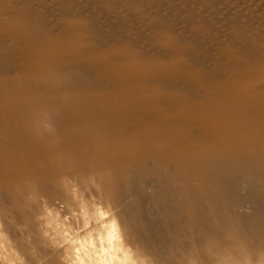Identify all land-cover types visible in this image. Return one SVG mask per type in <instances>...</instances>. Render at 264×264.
Instances as JSON below:
<instances>
[{"label":"rangeland","instance_id":"1","mask_svg":"<svg viewBox=\"0 0 264 264\" xmlns=\"http://www.w3.org/2000/svg\"><path fill=\"white\" fill-rule=\"evenodd\" d=\"M81 83L112 97L122 91L119 103L131 94L127 104L136 101L147 120L173 114V122L183 106L179 93L198 101L221 92L264 96V0H0V96L9 106L0 129L19 126L3 146L15 161L28 159L12 171L0 153V264H202L188 215L166 227L175 208L153 198L155 174L143 172L138 206L128 178L113 175L119 160L103 167L112 142L91 158L68 142L67 131L76 138L78 130L60 110ZM157 169L165 174L163 164ZM253 190L241 181L236 194ZM250 203L237 211L250 214ZM140 208L153 229L135 217Z\"/></svg>","mask_w":264,"mask_h":264},{"label":"bare ground","instance_id":"2","mask_svg":"<svg viewBox=\"0 0 264 264\" xmlns=\"http://www.w3.org/2000/svg\"><path fill=\"white\" fill-rule=\"evenodd\" d=\"M136 58L147 60L144 57ZM48 79L55 80L54 77ZM77 86L79 89L73 100H64L60 110V114L68 118L65 119L66 124L78 130L76 138L72 136L73 130L67 131L70 133L67 135L68 142H73L76 148L83 147L88 158L102 152L104 143L112 142L113 147L116 146L115 152L113 155L105 154L102 166L109 170L115 165L111 161L119 160L113 175L119 170L128 178L138 206L142 204V188L146 183L143 172L155 174L153 180L148 182L153 189V198L160 208L176 209L165 215L166 227H171V221L180 226V215H188L187 220L191 228L194 227L192 244L199 253H203L202 264H236L249 255L254 259L264 258V193L259 190L263 187L264 191V96L243 92L239 96H226L221 92L218 98L198 101L191 100L189 93H179L177 97L183 106L173 122V114L147 120L149 113L138 109L136 101L133 102L134 106L127 104L131 101V94L124 95L123 103H119L116 97L122 91L115 92L112 97L110 92L93 90L86 83ZM55 88L57 90L58 87ZM138 93L141 97L144 95L142 98L145 100H150V95L143 88ZM96 94L98 98L87 100ZM13 99L15 101L14 96ZM3 100L0 96V112L4 114L9 111V106ZM158 106L155 104L153 107L156 112H160ZM56 108H52L53 111ZM6 122L10 126L11 122ZM0 126L3 127L2 124ZM10 129L19 131V126ZM10 129H0V153L9 152V148L3 146V141L9 138ZM6 154V164L12 171L14 166L19 167L18 164L28 163L25 154L21 158L19 156L17 161L12 153ZM147 160H152L151 164ZM159 164L165 168V174L161 176L157 175L160 174L157 169ZM4 170L5 164H0V172ZM241 181L249 183L255 190L238 197L236 192ZM247 200L251 202L252 212L248 215L239 213L237 207ZM203 201L208 202V209H203ZM136 214L146 231L153 229L141 208ZM197 237L199 241H196ZM147 242L143 241L149 245Z\"/></svg>","mask_w":264,"mask_h":264},{"label":"clouds","instance_id":"3","mask_svg":"<svg viewBox=\"0 0 264 264\" xmlns=\"http://www.w3.org/2000/svg\"><path fill=\"white\" fill-rule=\"evenodd\" d=\"M47 127L50 126H46V128ZM236 264H264V258L254 259L251 255H249L245 259L237 261Z\"/></svg>","mask_w":264,"mask_h":264}]
</instances>
